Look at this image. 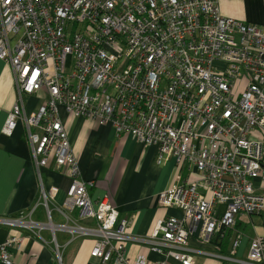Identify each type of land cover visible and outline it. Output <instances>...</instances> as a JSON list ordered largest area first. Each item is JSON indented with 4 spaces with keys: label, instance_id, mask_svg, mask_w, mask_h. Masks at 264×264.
Segmentation results:
<instances>
[{
    "label": "built area",
    "instance_id": "1",
    "mask_svg": "<svg viewBox=\"0 0 264 264\" xmlns=\"http://www.w3.org/2000/svg\"><path fill=\"white\" fill-rule=\"evenodd\" d=\"M0 58L18 91L2 133L23 119L36 167L53 160L71 178L57 208L64 223L53 225L42 192L48 223L2 217L0 224L48 227L57 264L55 230L93 238L89 256L99 262L89 264H151L126 254L135 237L111 197L91 199L94 181L80 177L63 109L155 145L157 164L174 158L175 180L157 201L181 214L155 222L144 239L151 250L182 264H194L193 253L243 263L235 256L241 232L234 230L228 252L221 239L239 214L264 211L256 186L264 183V22L226 16L218 0H0ZM42 89L36 111L24 112L23 95ZM192 237L209 249L191 248ZM17 242L15 235L0 242V264H14ZM246 258L264 264V236L250 240Z\"/></svg>",
    "mask_w": 264,
    "mask_h": 264
},
{
    "label": "crops",
    "instance_id": "2",
    "mask_svg": "<svg viewBox=\"0 0 264 264\" xmlns=\"http://www.w3.org/2000/svg\"><path fill=\"white\" fill-rule=\"evenodd\" d=\"M264 0H218L222 14L235 19L262 24ZM18 91L11 66L0 58V218H18L36 223H48L42 205V192L47 194L53 211V225L65 222L57 211L61 206L71 178L53 160L46 166L36 167L31 153V143L25 134V122L17 119L10 135L2 133L8 113L17 100ZM46 96L44 89L35 94L23 95L24 112L36 111ZM69 142L77 158L80 177L94 181L89 188L92 200L108 194L119 212V218L128 220L127 232L135 239L126 244V254L135 258L142 254L157 264L167 260L169 264H182L164 253L150 249L144 239L152 232L155 222L166 215L180 216L174 207L161 206L157 194L175 180L177 167L173 157L163 163L155 162V145H144L132 134L116 135L111 124H97L91 118L75 117L61 110ZM257 182V191L264 194V183ZM50 209V210H51ZM222 213L224 206H217ZM234 230L241 232L235 256L242 264L246 260L249 242L256 236H264V211L260 214H239L233 229H225L221 251L228 252ZM15 235L18 241L12 247L14 264H53L52 233L48 227L38 230L23 226L0 224V242ZM55 237L63 253L62 264H89L97 259L89 252L93 238L80 236L71 240L68 233L55 230ZM189 245L194 249L208 250L192 237ZM194 264H238L221 261L215 257L193 253ZM99 262V261H97ZM257 264V263H255Z\"/></svg>",
    "mask_w": 264,
    "mask_h": 264
},
{
    "label": "rangeland",
    "instance_id": "3",
    "mask_svg": "<svg viewBox=\"0 0 264 264\" xmlns=\"http://www.w3.org/2000/svg\"><path fill=\"white\" fill-rule=\"evenodd\" d=\"M70 64V57H68L67 58V65H69ZM50 208V207H49ZM51 209V208H50ZM53 211V209H51V212ZM62 259H65L64 257H63V253H62Z\"/></svg>",
    "mask_w": 264,
    "mask_h": 264
},
{
    "label": "trees",
    "instance_id": "4",
    "mask_svg": "<svg viewBox=\"0 0 264 264\" xmlns=\"http://www.w3.org/2000/svg\"><path fill=\"white\" fill-rule=\"evenodd\" d=\"M223 238H224V236H223ZM221 242H222V239H221ZM53 264H57L56 262H53Z\"/></svg>",
    "mask_w": 264,
    "mask_h": 264
}]
</instances>
